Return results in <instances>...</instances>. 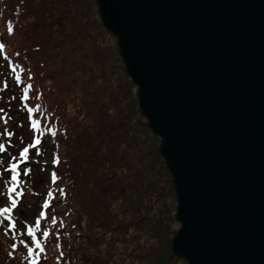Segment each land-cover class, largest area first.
<instances>
[{"label": "trees", "instance_id": "1", "mask_svg": "<svg viewBox=\"0 0 264 264\" xmlns=\"http://www.w3.org/2000/svg\"><path fill=\"white\" fill-rule=\"evenodd\" d=\"M99 16L95 0H0V56L8 68L0 93L11 83L17 96L0 94V107L18 104L29 140L24 157L49 167L47 187L30 191L35 212L10 236L8 264H30L27 247L39 252L29 227L44 246L38 264H187L169 248L176 220L161 175L172 176L158 136L124 89L131 78L116 46L102 45L113 34ZM97 67L105 75L99 84ZM1 114L5 147L14 124ZM20 180L9 197L17 204L27 188Z\"/></svg>", "mask_w": 264, "mask_h": 264}, {"label": "water", "instance_id": "2", "mask_svg": "<svg viewBox=\"0 0 264 264\" xmlns=\"http://www.w3.org/2000/svg\"><path fill=\"white\" fill-rule=\"evenodd\" d=\"M171 172L187 264H264V0H95Z\"/></svg>", "mask_w": 264, "mask_h": 264}, {"label": "rangeland", "instance_id": "3", "mask_svg": "<svg viewBox=\"0 0 264 264\" xmlns=\"http://www.w3.org/2000/svg\"><path fill=\"white\" fill-rule=\"evenodd\" d=\"M88 1H91V0H88ZM97 8H98V6H97ZM94 9H96V8L94 7ZM94 20H96V19L94 18ZM104 40L105 41H104V43H102V45L104 46L105 49H108L112 52H114V50L116 51V49L118 51L117 37L115 35L114 36L112 35L110 37H106V38H104ZM115 46H116V49H115ZM6 50L9 52L10 47L9 48L7 47ZM0 51H1V49H0ZM118 54H119V51H118ZM1 63H2V58L0 57V70H2V68L5 69L4 72H2L0 74V78L2 81L3 78L8 73V68H7V66H5V62H4V64H1ZM6 64H7V62H6ZM122 69L126 73L124 65H123ZM102 70H104V67ZM102 70H100L99 67L94 69L93 75H92V78L94 79L93 82L98 81L97 83L99 84L102 79L104 80L105 75H104V72ZM126 76L129 77V79L131 78L127 73H126ZM98 77H100V78L98 79ZM97 83L95 82V83H93V85H96ZM10 84L11 83H8L7 87L5 89L2 88V90H1L2 92L0 94L2 95L4 93V96H5V94L8 93V91H9V93L6 95L11 96L12 91H13L14 92V98H15V97H17L16 92L12 89L9 90ZM124 87H125L124 89L126 90V93H128L129 99H132V106L139 109V106L137 103V85H133L132 79H130V81ZM90 88L88 89V91L91 90ZM3 104L4 105L2 107H0V109H3V111L0 113H2L1 115L6 116V118L9 117V120L13 122L14 126H10L11 132H10V136H8V137H10V139H12V142L9 141V144H7V146H5V147L2 146L3 145L2 143H5V136L2 135V137H0V151L4 150L3 152H1L2 154H0V187L2 185L1 183L4 180L5 181L7 180V177L11 178V172L7 173V171H4V164H6L5 162L10 160V159L15 158L14 154L17 151L16 146H20V145L25 144L29 141V140L25 139L26 134H25L24 128L22 126L23 120H22V117H20L21 111H20V108L18 107V104H16V105L14 104L13 106H9V104H7V103L5 104V102ZM17 108H18V110H17ZM138 112H141V110L139 109ZM141 115L144 117V118L142 117L141 119L144 120L146 117L142 113H141ZM141 115H140V117H141ZM137 116H139V115H137ZM144 121H146V124H147V119ZM147 126H148V124H147ZM14 129H15V131H14ZM155 136H156V134H155ZM158 142L160 144V137L159 136H158ZM45 147H47V146H45ZM158 150H159V145H158ZM45 157H46L45 161L49 162L47 160V159L51 158L49 148L46 151ZM160 157H162V156H160ZM42 163L43 162L39 161L36 164H34V166L31 167V174L28 178V181H26V187H27L26 191L23 194V197L19 198V202L16 205V207L12 210V212H10L8 214H0V264H8L9 262L13 261V260L7 261L6 260L7 257L5 255V252L9 246L10 236L12 235L13 231L17 232V234L19 232V234H20V226H21L22 222L25 220V217H27L29 214H33L35 212L34 209H36V208L34 207L35 206L34 196H31L30 191L36 190V189H38V190L45 189V184L47 183V172H48L47 169H49V167H46V165L42 164ZM19 172H20V174H22V172L19 171V169H17V165H16L17 175H19ZM169 173L171 175L170 171H169ZM166 175L165 174L161 175L162 179L167 181V183L165 182V184L167 186V190L164 193L167 194L169 196V198H170V196H172L170 199H168L169 200L168 204L170 205V210L172 211V209H173V211L176 213L177 203H176V199H175L174 185H172L173 179L168 175L166 178L165 177ZM170 181H171V183H170ZM10 196H11V193L4 192L3 189L0 191V207H4V205H7L10 208L12 207V203L8 204V201H9L8 198ZM3 216H7L8 219L4 220ZM175 220H176V214H175ZM13 222L15 223L16 226L12 227V228H8V225L10 223H13ZM179 225H180V223L176 220L175 226H174L175 227L174 234L171 237V242H170V246H169L171 252H172L171 243L173 241V237H174L175 233L177 232V229L179 228ZM172 254H174V253L172 252Z\"/></svg>", "mask_w": 264, "mask_h": 264}, {"label": "snow or ice", "instance_id": "4", "mask_svg": "<svg viewBox=\"0 0 264 264\" xmlns=\"http://www.w3.org/2000/svg\"><path fill=\"white\" fill-rule=\"evenodd\" d=\"M3 47L4 46L2 44H0V49H2ZM2 111H3V109H0V112H2ZM31 123H32V127L33 128H35L37 126V124H38V122L36 120H32ZM27 152H28V148L26 147L22 151H20L19 155L21 157H24ZM54 162H56V161H54ZM8 169H10L11 172H12L11 181L13 182V186H8L7 187V192L8 193H12L14 191V188H15V182L17 181L16 164L15 163H10L7 166V168L4 169V171H7ZM18 194L22 195V192L21 193H18ZM11 203H12V207L11 208L10 207H7V206L0 207V214H8V213L12 212V210L17 205V201L16 200H12ZM44 204H45V206H47L48 205V201L45 200L44 201ZM39 215L41 217H43L45 215V213L44 212H40ZM5 218L8 219L7 216ZM52 223L53 224L56 223V220L54 218L52 219ZM37 224L39 225V221L37 222ZM15 226L16 225L13 222V223H10L8 225V228H12V227H15ZM43 235H44V237H48L49 236V230L47 228H45L43 230ZM27 236L29 238H31V242H32V244L35 245V248L39 250V252H34L32 247H27V255H28V258L30 260V264H38V261L41 258L40 257V253H42L44 251V246L38 240L35 239L34 230L31 227H29L27 229ZM21 243H23V241H21ZM59 246H60L59 245V242L57 241V247H59ZM11 247L12 248H15L16 245L15 244H12ZM9 255H11V253H9Z\"/></svg>", "mask_w": 264, "mask_h": 264}]
</instances>
